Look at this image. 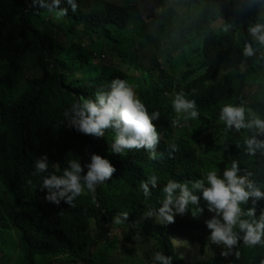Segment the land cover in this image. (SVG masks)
I'll list each match as a JSON object with an SVG mask.
<instances>
[{
    "label": "trees",
    "instance_id": "1",
    "mask_svg": "<svg viewBox=\"0 0 264 264\" xmlns=\"http://www.w3.org/2000/svg\"><path fill=\"white\" fill-rule=\"evenodd\" d=\"M74 3V11L61 0L50 12L33 0H0V238L5 245L3 234L19 237L20 250L15 256L0 247V264H33L38 257L48 264H134L130 249L139 264H152L156 251L172 264H261L264 234L255 245L240 238L230 248L213 244L206 209L196 217L186 211L167 225L144 214L159 207L168 179H199L233 161L238 175L264 191V149L249 154L244 140L252 133L225 131L218 120L225 103L243 107L246 119L249 113L264 119V48L248 34L264 24V0ZM59 9L66 14L57 17ZM245 43L257 49L252 56L243 55ZM24 71L26 89L18 93ZM113 79L126 81L149 115L160 114L153 121L154 157L143 148L112 154L111 128L93 138L66 127L64 110ZM179 92L195 101L199 115L178 130L172 122L185 115L172 110L171 99ZM91 153L112 164V177L71 205L45 203L40 177L32 175L36 159L46 156L48 171L60 175L69 159L83 164ZM150 175L158 184L145 199L140 183ZM249 208L258 219L264 199L241 205L242 212ZM123 212L127 220L115 223ZM116 229L118 237H110Z\"/></svg>",
    "mask_w": 264,
    "mask_h": 264
},
{
    "label": "clouds",
    "instance_id": "2",
    "mask_svg": "<svg viewBox=\"0 0 264 264\" xmlns=\"http://www.w3.org/2000/svg\"><path fill=\"white\" fill-rule=\"evenodd\" d=\"M65 2L75 10L74 0ZM33 3H38L40 7L51 12L61 0H50V3L45 0H33ZM65 14V9L56 12L57 17ZM248 34L253 44L264 48V24L253 25L248 29ZM256 50L252 44L245 43L243 55L252 56ZM171 108L177 114H184L185 118L196 119L199 115L195 101L186 98L183 92L173 95ZM159 115L157 111L149 115L132 88L122 79H113L98 88L93 97H81L63 112L66 127L77 133L102 138L104 130L111 128L114 138L111 145H107V150L110 147L112 154H123L127 149L143 148L149 151L150 158L154 157V149L158 143L159 133L153 121L158 120ZM218 120L224 124L225 131L246 129L252 133L244 140L245 149L249 154L264 149V140L256 138L264 136V119L251 113L246 119L243 107L225 103L219 108ZM169 147L172 151L176 150L174 144ZM52 167L58 168V163H53ZM48 168L47 157L41 156L35 161L32 175L40 177L37 190L44 193L43 201L53 205H59L61 202L71 205L82 192H94L96 185L109 180L115 172V168L107 159L95 153L89 154L87 162L83 164L78 157L69 159L60 175L49 172ZM237 173L238 168L233 161L222 171L217 168L206 169L199 179L183 182L168 179L161 189L163 199L159 201V207L149 209L144 215L154 217L155 222L160 225H167L173 222L175 216H183L186 211L196 217L206 209L212 214L204 222L208 230L207 239L211 243L222 244L225 248L235 245L238 238L248 245L262 243L264 211L256 219L254 208L242 212L241 205L250 198L255 205L257 201L264 199V191L256 187L247 175ZM28 183L31 184L32 181L29 180ZM157 184L156 175H150L146 181L140 183L145 199L151 195L150 187L155 189ZM201 201L204 202V208L198 206ZM127 218L128 214L123 212L115 217L114 221L119 224ZM238 233H242V236H238ZM221 255L226 253L222 252ZM151 259L152 264H172V257L165 256L160 251L154 252ZM261 264H264V261H261Z\"/></svg>",
    "mask_w": 264,
    "mask_h": 264
},
{
    "label": "rangeland",
    "instance_id": "3",
    "mask_svg": "<svg viewBox=\"0 0 264 264\" xmlns=\"http://www.w3.org/2000/svg\"><path fill=\"white\" fill-rule=\"evenodd\" d=\"M25 72L26 71H24L23 74L18 76L17 83H16V92H18V93H20V92H22V91H24L26 89L25 83L23 82V79L25 78V76H24ZM175 75H177V71L175 72ZM184 122H185V117L183 116V118L180 120V122L175 121V123H173V122L172 123L179 130L180 127L182 126V123H184ZM210 215H212V214L210 213ZM118 233H119V231L116 229V230L112 231V233L110 234V237L111 236L115 237L116 235H118ZM3 237L7 239V241H6L5 245H4V244L1 243L2 242V238H0V247L3 250V253L6 252V253H9V255L10 254H15V256L17 254H19L20 250H19L18 246L14 245L16 242L19 243V237L14 236L13 234H9L8 236L3 234ZM131 254H133V259H132L133 263L134 264H139V263L135 262L136 258H137V255L134 253V251L132 249H130V252H129L128 256H131ZM40 258L41 257L36 258V260H34L33 264H48L47 260H44V261L41 262ZM11 264H17V262L12 261ZM27 264H29V263H27ZM50 264H59V263L58 262H51Z\"/></svg>",
    "mask_w": 264,
    "mask_h": 264
}]
</instances>
